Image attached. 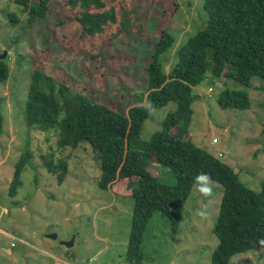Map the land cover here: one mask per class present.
<instances>
[{
	"label": "rangeland",
	"instance_id": "rangeland-1",
	"mask_svg": "<svg viewBox=\"0 0 264 264\" xmlns=\"http://www.w3.org/2000/svg\"><path fill=\"white\" fill-rule=\"evenodd\" d=\"M66 2L52 1L49 14L32 21L16 3L0 0V56L7 52L4 58L10 65L8 81L0 82L5 114L0 137V264H211L219 242L213 227L223 196L221 184L209 179L208 194L199 192L195 185L176 230L167 217L156 212L144 233L142 256H129L134 199L128 180H119L109 189L100 188L101 168L90 143L58 147L53 131L27 125L23 111L34 62L52 67L47 55L53 57L50 43L56 54L60 52L57 23L71 14ZM116 2L117 10L123 5L139 10L144 24L141 32L132 29L129 35L123 32L114 37L111 34L118 27L111 25L89 41L84 54L77 55L84 45L77 42L79 29L69 26L68 43L63 48L75 53L77 59L56 62L55 67L76 90L85 86V93L92 98L123 112L143 92L150 116L144 122L141 139L148 142L177 107L175 102L152 107L146 100V69L154 45L163 29L175 36L176 43L164 61L169 72L176 61L175 51L206 25L205 0ZM44 37L50 40L45 45ZM226 89L246 91L251 106L221 107L219 97ZM194 94L189 130L192 141L230 165L243 183L259 191L264 182V79L255 76L245 87L232 78L217 79L208 73L194 86ZM26 151L32 153L31 160L22 173L21 184L11 194L16 164ZM53 151L55 158L68 162L62 183L42 165L41 155ZM152 172L162 182L176 184L169 167H152ZM73 239L71 246L62 244ZM230 264H264V248L235 254Z\"/></svg>",
	"mask_w": 264,
	"mask_h": 264
},
{
	"label": "trees",
	"instance_id": "trees-1",
	"mask_svg": "<svg viewBox=\"0 0 264 264\" xmlns=\"http://www.w3.org/2000/svg\"><path fill=\"white\" fill-rule=\"evenodd\" d=\"M11 1L35 21L49 14L51 2L55 0ZM116 1L67 0L71 14L61 17L57 23L59 42L63 45L60 52L56 54L50 43L53 57L49 54L47 58L52 59V67L39 66V60L34 62L23 111L27 125L40 131H53L58 147L75 148L81 143H90L101 168L100 188L109 189L119 180H128L129 194L134 199L129 256H142L144 233L156 212L167 217L176 230L196 185L194 177L201 173L223 187L213 227L219 242L211 264H230L235 254L264 248L260 243L264 239V182L259 191L247 186L230 165L195 144L189 135L196 98L194 86L202 83L208 73L217 79L232 78L245 87L250 86L255 76L264 79V0H205L206 25L175 51L176 61L169 72L165 71L164 61L176 38L168 29L162 30L146 69V100L152 107H163L170 102H175L177 107L148 142L141 139L144 122L150 116V109L143 103V92L123 112L92 98L85 93V86L76 90L59 74L61 69L55 67L56 62H67L84 54L89 41L111 25L118 27L111 34L114 37L123 32L129 35L132 29L141 32L144 24L139 10L128 5L117 10ZM72 25L79 29L77 42L84 45L77 55L63 48L68 43L67 27ZM49 42L43 38L44 45ZM9 77L8 59L2 58L0 82H7ZM2 103L0 97V137L5 124ZM219 104L223 108L245 109L251 106V100L244 90L226 89L219 97ZM31 157L32 153L26 151L17 162L9 189L11 194L21 184L22 173ZM41 159L42 165L62 183L68 173V162L55 158L54 151L42 154ZM152 167H169L176 184L162 182Z\"/></svg>",
	"mask_w": 264,
	"mask_h": 264
},
{
	"label": "clouds",
	"instance_id": "clouds-1",
	"mask_svg": "<svg viewBox=\"0 0 264 264\" xmlns=\"http://www.w3.org/2000/svg\"><path fill=\"white\" fill-rule=\"evenodd\" d=\"M196 186L197 190L203 194H208L211 191V187L209 185V178L206 174H198L197 176L194 177L193 181ZM261 244H264V239L260 240Z\"/></svg>",
	"mask_w": 264,
	"mask_h": 264
},
{
	"label": "water",
	"instance_id": "water-1",
	"mask_svg": "<svg viewBox=\"0 0 264 264\" xmlns=\"http://www.w3.org/2000/svg\"><path fill=\"white\" fill-rule=\"evenodd\" d=\"M6 53H7V52H5L3 55H1V56H0V59L4 58V57L6 56ZM50 236L53 237V238H56V237H57L56 234H50ZM73 241H74V239L71 240V241H63L62 244H65V245H67V246H71V245L73 244Z\"/></svg>",
	"mask_w": 264,
	"mask_h": 264
},
{
	"label": "built area",
	"instance_id": "built-area-1",
	"mask_svg": "<svg viewBox=\"0 0 264 264\" xmlns=\"http://www.w3.org/2000/svg\"><path fill=\"white\" fill-rule=\"evenodd\" d=\"M215 141H216V139H215ZM13 238H15L13 235H11Z\"/></svg>",
	"mask_w": 264,
	"mask_h": 264
},
{
	"label": "crops",
	"instance_id": "crops-1",
	"mask_svg": "<svg viewBox=\"0 0 264 264\" xmlns=\"http://www.w3.org/2000/svg\"><path fill=\"white\" fill-rule=\"evenodd\" d=\"M154 163V162H153ZM155 164V163H154Z\"/></svg>",
	"mask_w": 264,
	"mask_h": 264
}]
</instances>
